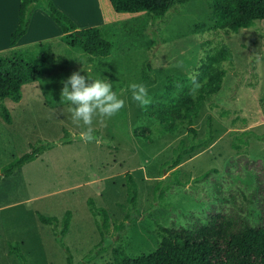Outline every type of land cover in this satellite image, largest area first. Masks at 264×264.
Returning a JSON list of instances; mask_svg holds the SVG:
<instances>
[{
  "label": "rangeland",
  "instance_id": "rangeland-1",
  "mask_svg": "<svg viewBox=\"0 0 264 264\" xmlns=\"http://www.w3.org/2000/svg\"><path fill=\"white\" fill-rule=\"evenodd\" d=\"M60 1L72 15L89 20L81 30L99 28L112 50L100 58L69 47L42 9L50 20L42 21L46 33L37 30V24L19 46L47 44L46 71L39 81L22 87L19 102L5 100L11 124L0 116V264H22L15 250L27 264H67V253L55 236L60 224H42L37 214L61 222L66 211L72 213L62 242L73 264L85 262L92 253L96 257L89 264H112L117 247L133 258L155 251L164 236L155 220L163 228L198 238L227 225H262L264 141L254 136H264V20L231 33L215 26L208 0L176 5L157 20L145 13L116 14L109 0H98L100 7L97 0ZM221 51L227 58L198 81L208 59ZM78 71L108 80L125 99L117 115L102 122L94 118L90 142L80 139L86 128L72 123L60 97L62 81ZM192 77L200 84L194 92ZM132 82L147 86L152 102L146 109L132 100ZM207 83L199 109H191L189 118L160 120L158 114L170 101L185 90L199 97ZM208 117V146L183 157L178 167L183 185H165L162 180L171 171L162 174L164 163L180 140L188 143V128L196 130V139H208ZM46 143L55 146L3 175L14 159ZM126 173L137 184L138 217L118 237L112 225L130 212L119 206L126 198ZM204 173L207 177L201 178ZM159 184L162 199L155 191ZM89 199L110 215V237L103 244L107 251L101 254Z\"/></svg>",
  "mask_w": 264,
  "mask_h": 264
},
{
  "label": "trees",
  "instance_id": "trees-1",
  "mask_svg": "<svg viewBox=\"0 0 264 264\" xmlns=\"http://www.w3.org/2000/svg\"><path fill=\"white\" fill-rule=\"evenodd\" d=\"M197 0H109V3L116 13L122 14H149L152 20L162 19L168 11L176 5H184ZM211 3L212 18L215 26L231 33L240 29H248L256 21L264 20V0H208ZM42 9L63 33V41L71 48H80L92 57H107L112 45L101 36L97 27L79 29L77 24L65 13L59 10L53 0H20L18 9L19 21L15 31L10 35L9 45L15 46L17 42L27 33L31 16L34 9ZM46 45L39 48L22 49L7 54H0V116L2 120L11 124L10 112L5 105V100L17 103L23 97L22 87L28 83L39 81L46 71ZM225 52L210 57L202 68V74L198 81L208 76V71L213 70V65L226 59ZM217 73V71H214ZM207 83L201 89L199 97L193 96L190 90H185L177 99L165 105L159 118L162 122L183 121L190 117L191 109H199V102L202 99ZM209 127L208 139H196V130L188 128V143L180 140L173 150L172 156L162 168V174L171 171L169 177L162 183L165 185H183L178 177V167L184 156L191 155L200 148L208 146L211 136V118L207 119ZM244 135H252V132H245ZM264 141V136H254ZM246 143V142H245ZM55 146L53 143L40 144L31 147V152L14 159L2 173L5 176L13 174L26 163L36 160L44 151ZM264 176V170L262 171ZM204 173L201 178L207 177ZM161 184L155 191L159 192ZM162 191L157 194L162 199ZM138 200L137 184L130 173H126V198L122 208L130 209L124 219L112 225V229L118 237H122L131 227L134 218L138 217L136 210ZM91 215L96 218L95 225L100 236V242L96 246L97 254L107 251L103 246L110 237V215L105 208L97 207L92 199L87 201ZM132 211V212H131ZM38 220L45 225H52L54 228L60 224L61 228L55 232L57 242L67 253L66 263L73 264L72 255L69 249L63 244L62 236L66 234L70 226L72 213L66 211L61 222L56 217H46L37 214ZM155 225L164 236L157 249L151 253L142 254L138 257H130L122 248L112 250V264H264V223L257 227L247 226L239 228L227 225L220 227L216 234L211 236L195 237L192 232L185 230H170L163 228L156 220ZM14 254L27 264L25 257L19 250ZM96 256L89 254L85 262L89 264Z\"/></svg>",
  "mask_w": 264,
  "mask_h": 264
},
{
  "label": "clouds",
  "instance_id": "clouds-1",
  "mask_svg": "<svg viewBox=\"0 0 264 264\" xmlns=\"http://www.w3.org/2000/svg\"><path fill=\"white\" fill-rule=\"evenodd\" d=\"M194 92L200 87L192 77ZM61 102L68 105L67 112L73 124L86 128L82 131L80 139L90 142L94 140V118L103 121L117 115L125 106V99L118 97L113 91L112 84L106 79H92L81 72H73L66 80L62 81ZM131 98L146 109L152 102L149 90L144 83L132 82L128 85Z\"/></svg>",
  "mask_w": 264,
  "mask_h": 264
},
{
  "label": "crops",
  "instance_id": "crops-1",
  "mask_svg": "<svg viewBox=\"0 0 264 264\" xmlns=\"http://www.w3.org/2000/svg\"><path fill=\"white\" fill-rule=\"evenodd\" d=\"M53 3L55 4V6L59 10H61L68 17H70L74 22H76L79 29H80L79 26L81 24H86L89 21V20H86L85 18H82V17L77 18L76 16L72 15L66 9L63 2H61V1L59 2V0H53ZM97 4H98V0H97L96 5ZM19 5H20V0H0V54H4L5 52L10 53L13 51L22 50V49H18L19 46L22 45V43L28 37L33 26H36L37 24H38V26H36L38 28L37 30H40L41 32L46 33V30H45V27H44V24L42 23V21L43 20L50 21V20L44 14V12L41 9L36 8V9H34V11L32 13L31 21H30L27 33L17 42V44L15 46L11 47L9 45L10 35L15 31L17 24H18V21H19V16H18ZM98 6H99V4L97 5V7ZM111 9H112V7H111ZM116 14H122V13H116ZM118 17H120V16H118ZM38 18H39V20H38ZM109 23H112V21H110ZM53 26L55 27V25H53ZM56 27L57 28H54L56 34L61 35V37H63V33L57 31V29L59 27L57 25H56ZM4 50H7V51L3 52ZM29 200L30 199H28L27 202H29Z\"/></svg>",
  "mask_w": 264,
  "mask_h": 264
}]
</instances>
